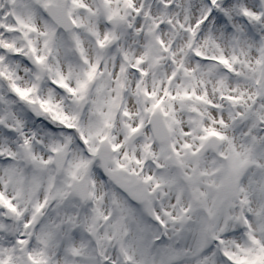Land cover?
<instances>
[{
  "label": "snow or ice",
  "instance_id": "snow-or-ice-1",
  "mask_svg": "<svg viewBox=\"0 0 264 264\" xmlns=\"http://www.w3.org/2000/svg\"><path fill=\"white\" fill-rule=\"evenodd\" d=\"M0 264H264V0H0Z\"/></svg>",
  "mask_w": 264,
  "mask_h": 264
}]
</instances>
